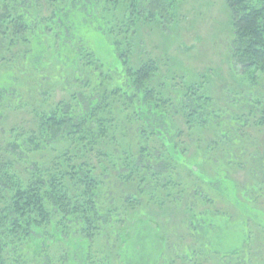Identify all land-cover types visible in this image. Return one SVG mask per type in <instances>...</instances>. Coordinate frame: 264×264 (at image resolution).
I'll list each match as a JSON object with an SVG mask.
<instances>
[{"label":"trees","instance_id":"1","mask_svg":"<svg viewBox=\"0 0 264 264\" xmlns=\"http://www.w3.org/2000/svg\"><path fill=\"white\" fill-rule=\"evenodd\" d=\"M175 1L0 0V264H79L71 256L54 260L47 249L52 240L69 251L82 247L79 258L91 264H264V208L257 202L264 198V180L241 188L230 177L234 165L246 164V145L228 136L236 131L226 130L224 120L220 128L212 123L219 111L211 110L215 99L197 78L174 83L158 62L137 58L132 28L170 14ZM226 4L231 60L240 76L260 87L264 0ZM143 5L148 16L140 11ZM25 108L34 112L26 126L6 125L1 117ZM177 112L201 131L200 143L203 131L212 138L190 160L173 120ZM229 113L232 123L235 114ZM220 136L231 140L220 144ZM160 162L167 171L156 175L153 166ZM207 163L212 174L204 170ZM182 168L192 181L179 179ZM115 171L122 181L112 179V185L125 192L134 191L136 181L165 177L162 202L185 207L179 222L167 220L171 244L149 214L119 216L120 202L104 210L105 186ZM152 186L139 197H150L157 183ZM104 221L108 234H93ZM229 221L240 228L231 231ZM250 221L258 225L253 230ZM65 222H82L86 229L80 226V236L66 240Z\"/></svg>","mask_w":264,"mask_h":264},{"label":"rangeland","instance_id":"2","mask_svg":"<svg viewBox=\"0 0 264 264\" xmlns=\"http://www.w3.org/2000/svg\"><path fill=\"white\" fill-rule=\"evenodd\" d=\"M177 1V3H176ZM176 8L171 10L170 14L164 15L162 18L158 17L156 22H150V19H145L148 16V10L141 6L140 11L145 16L135 28H132L131 34L134 38V42L137 45L136 53L138 60H155L159 63L161 70L163 69V76L174 78V83L183 84V80L193 81L196 78L206 86L207 96L209 98L215 99V106L211 109L213 111H219L217 114L213 115L212 123L220 128L219 121L227 122L225 125L226 130L236 131L234 134L228 133V136H235L237 139L241 140L247 147V158L246 164L239 163L238 166L234 165L232 175L230 177L238 183V185L243 188L244 185L254 184V179L264 180V76L262 77V86H255L254 80L240 76V66L232 62L229 55L230 46V36H231V18L230 11L227 7L226 0H176ZM137 62V61H136ZM138 63V62H137ZM61 92H64L63 85L58 86ZM62 88V89H61ZM170 88L165 86V89ZM171 89V88H170ZM54 94H58L54 92ZM60 95V94H58ZM173 96V91H171ZM257 100V101H256ZM8 111L7 109L4 110ZM234 113L236 120L232 121L231 116ZM6 125L11 123H18L19 126H26L28 122L34 119V112L32 108H25L19 110L16 114L13 112H6L1 116ZM238 118V119H237ZM175 123L180 125V129L183 132L181 139L185 142L183 144V149H185V155L187 159H192L196 155L197 149L200 147L205 148L206 141L210 140V133L208 131H203L206 138L200 143L198 134L201 131L191 128L185 123L183 115L177 112L173 118ZM238 121V122H236ZM222 122V123H224ZM229 122V123H228ZM2 120L0 119V126ZM214 126V127H215ZM212 139V138H211ZM221 142L220 144H226L231 139H226L224 137L218 138ZM221 147V146H220ZM92 157L94 158L95 166L98 165V150H94ZM217 149L213 153L217 158H222V154L217 153ZM117 155L113 153V159L115 161ZM203 158V156H202ZM238 162H243L240 158L236 157ZM101 160V159H99ZM148 161V160H147ZM106 162H109L106 159ZM193 168L197 170L196 164H192ZM164 163H156L153 166L154 172L157 174H164L167 168L164 167ZM204 166V170L212 174L213 170L207 163ZM111 167V166H110ZM101 173V170H99ZM183 176H179L180 180L187 179L191 180L188 176V169L182 168ZM120 173V171H119ZM115 175L112 177L105 176L107 180H118ZM105 180V181H106ZM165 180V177H157L155 183L146 182L145 184H139L136 181V189L132 192H125L119 189L117 185L107 184V200L106 207L104 210L110 212L112 210V205L120 202V211L117 215L125 217L131 216L133 213L143 212L149 214L154 221L152 224L156 226L161 225V234L164 236L168 242L172 241V237L167 234V220H171L173 223L179 222L184 213V205H178L176 203L162 202L161 193V183ZM157 188L154 193H151L150 197L145 192V197L142 195L139 197V193L143 191H149L153 188L152 185H156ZM113 187L116 190H112ZM117 197H114V193H117ZM156 193L158 194L156 196ZM249 194H252L248 192ZM156 196V197H155ZM134 197L138 199L135 200ZM123 199L125 202H123ZM131 201V202H129ZM134 201V202H133ZM166 201V200H165ZM169 201V200H168ZM259 206L264 208V198L259 199ZM220 210L224 211L225 208L220 206ZM126 210V211H125ZM219 210V211H220ZM264 210V209H263ZM237 216V214L235 213ZM143 219H147L146 215L141 216ZM82 220V219H81ZM111 217L106 219V224L111 221ZM236 222V221H233ZM68 223L69 226L65 225L66 231L63 233L64 238L71 239L75 241L80 233V226L83 231L86 229V225L81 224L74 226V223ZM100 223L99 229L94 232L101 235L108 234V228ZM250 227H257V223L250 221ZM99 225V224H98ZM120 225V224H117ZM230 230L235 232L237 226L240 228L241 225L234 223L231 225L229 221ZM147 227V226H146ZM152 227V226H151ZM176 228L175 226H172ZM82 231V230H81ZM153 231V230H152ZM211 231H215L214 235L218 232L217 228H213ZM153 232L156 233L154 230ZM210 231L207 235L210 236ZM253 233V232H252ZM212 235L211 237L213 238ZM167 236V237H166ZM202 236V235H201ZM96 238L94 236L91 240ZM188 240L191 241L192 237L188 236ZM49 241V240H48ZM48 244H52L47 249L51 253V257L54 260H64L70 256L79 264H91V260H87L83 257L79 258L81 254L82 247L73 248L70 251L67 249L63 242L59 241H49ZM171 244V242H170ZM75 247V245H73ZM44 248V246H43ZM42 248V251L44 250ZM253 248V247H252ZM171 249V248H169ZM168 249V250H169ZM103 250L98 248L97 251ZM254 250V249H251ZM76 251L78 253H76ZM96 251V252H97ZM43 261H46V253L42 252Z\"/></svg>","mask_w":264,"mask_h":264}]
</instances>
